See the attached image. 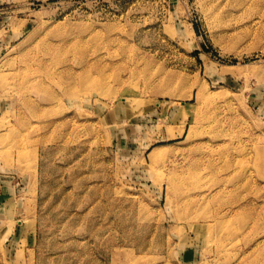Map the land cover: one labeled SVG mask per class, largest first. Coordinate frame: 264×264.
I'll list each match as a JSON object with an SVG mask.
<instances>
[{"label":"rangeland","instance_id":"rangeland-1","mask_svg":"<svg viewBox=\"0 0 264 264\" xmlns=\"http://www.w3.org/2000/svg\"><path fill=\"white\" fill-rule=\"evenodd\" d=\"M0 264H264V0H0Z\"/></svg>","mask_w":264,"mask_h":264},{"label":"bare ground","instance_id":"bare-ground-1","mask_svg":"<svg viewBox=\"0 0 264 264\" xmlns=\"http://www.w3.org/2000/svg\"><path fill=\"white\" fill-rule=\"evenodd\" d=\"M89 76H90L89 73H84L83 78H86V77H89ZM157 79H158L157 84L160 85V86H163V87L167 86L170 83V78L165 77L163 75H159ZM160 86H157V87L158 88H162ZM200 94H201V90L198 91V97H199Z\"/></svg>","mask_w":264,"mask_h":264}]
</instances>
